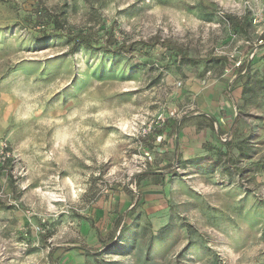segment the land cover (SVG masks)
I'll use <instances>...</instances> for the list:
<instances>
[{
    "label": "rangeland",
    "instance_id": "obj_1",
    "mask_svg": "<svg viewBox=\"0 0 264 264\" xmlns=\"http://www.w3.org/2000/svg\"><path fill=\"white\" fill-rule=\"evenodd\" d=\"M0 264H264V0H0Z\"/></svg>",
    "mask_w": 264,
    "mask_h": 264
},
{
    "label": "trees",
    "instance_id": "obj_2",
    "mask_svg": "<svg viewBox=\"0 0 264 264\" xmlns=\"http://www.w3.org/2000/svg\"><path fill=\"white\" fill-rule=\"evenodd\" d=\"M225 20H226L227 24H229L230 30L235 32V33L239 32V33L246 34L247 31H248V27L250 26L248 14L244 15L243 17H238V16H236L235 14H232V13L231 14H226L225 15ZM68 38L70 39V41L73 44V46H72L73 49L77 45H79L78 43L83 44V46H86V45L90 46V43H87L85 40H79V37L76 36V35H72L71 34L70 36H68ZM88 41H90V40H88ZM162 44L164 46H168V45H170V42L163 41ZM131 48H132L131 45L128 46L125 43H122L119 46V48L117 49V51L123 50L124 52L127 53V52H130L132 50Z\"/></svg>",
    "mask_w": 264,
    "mask_h": 264
}]
</instances>
